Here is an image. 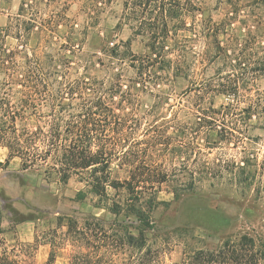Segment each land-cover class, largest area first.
Instances as JSON below:
<instances>
[{
  "label": "trees",
  "instance_id": "trees-1",
  "mask_svg": "<svg viewBox=\"0 0 264 264\" xmlns=\"http://www.w3.org/2000/svg\"><path fill=\"white\" fill-rule=\"evenodd\" d=\"M220 3L221 20L200 18L188 24L185 3L174 10L171 0H125L127 17L136 32L149 38L142 54L104 41L100 51L109 60L93 58L84 51L83 40L74 42L72 32L62 55L31 53L25 62L19 60V77H15L7 73L10 61L6 56L13 52L0 48V72L8 75L1 82L0 144L8 148L10 156H19L24 170L55 173L63 184L77 176L83 188L74 199L83 202L92 197L98 210L66 216L67 229L60 239L73 247L68 264H166L150 235L155 231L156 193L175 175L182 150L172 143L169 133L170 129L177 131L178 122L176 117L142 122L139 109L144 92L191 73V56L209 63L238 59L243 51L238 48L240 37L248 43L253 36L249 12L264 5V0ZM243 8L247 17L239 19ZM175 16L181 21L178 26L171 25ZM236 21L243 24L240 29H248L244 36L236 33L235 26L228 27ZM260 22L258 36L264 39V13ZM181 32L191 35L179 39ZM196 40H203L200 51L192 46ZM129 69L134 76L126 78ZM102 71L109 75L108 80L99 76ZM241 83L218 72L201 83L199 97L210 91L230 94ZM17 92V101H12ZM203 114L192 112L196 121L215 118ZM61 240L50 242L46 264L55 263ZM173 264H264V239L244 233L230 236L214 248L188 247Z\"/></svg>",
  "mask_w": 264,
  "mask_h": 264
},
{
  "label": "rangeland",
  "instance_id": "rangeland-1",
  "mask_svg": "<svg viewBox=\"0 0 264 264\" xmlns=\"http://www.w3.org/2000/svg\"><path fill=\"white\" fill-rule=\"evenodd\" d=\"M124 2L0 0V48L13 52V57L6 56L10 61L7 73L19 77V60L25 62L31 53L62 55L72 32L74 42L83 40L84 51L93 58L109 60L108 54L100 51L104 41L108 46L119 44L121 50L145 53L149 38L136 32ZM171 3L174 10H180L183 3L187 5L188 24L200 18L219 21L224 17L220 0H171ZM263 13L264 5L249 12L253 36L248 43L240 37L238 48L243 51L238 59L209 63L191 56L189 75L174 77L160 86L152 85V92L143 93L139 119L149 123L176 117L178 129L176 132L170 129L169 133L174 138L172 143H178L182 149L175 162V175L158 188L159 203L152 212L155 231L150 235L151 242L160 247L166 264L180 261L188 247L214 248L230 236L249 233L264 239V39L258 36ZM247 14L243 8L239 19ZM180 24L178 16L171 20L172 26ZM233 26L240 36L248 30L240 29L243 24L239 21L228 27ZM186 35L191 34L181 32L178 38ZM203 44V40L192 41L196 51L202 50ZM218 72L228 79H240L242 85L230 94L210 91L199 97L201 83L213 79ZM99 76L109 78L105 71ZM132 76L134 71L129 69L126 78ZM7 78L6 71L0 72V92L4 87L1 82ZM18 97L19 92L12 101ZM192 112L215 118L196 121ZM19 164V170H23L20 158ZM11 183L13 179L5 185L12 186ZM81 188L83 183L77 176L63 184L55 173L46 174L43 170L19 173V220H36L34 241H19V264H46L52 249L50 242L64 237L66 216L98 211L92 197L83 202L74 199ZM61 243L54 264L69 262L73 247L66 239ZM5 258L4 264L12 263V256Z\"/></svg>",
  "mask_w": 264,
  "mask_h": 264
},
{
  "label": "crops",
  "instance_id": "crops-1",
  "mask_svg": "<svg viewBox=\"0 0 264 264\" xmlns=\"http://www.w3.org/2000/svg\"><path fill=\"white\" fill-rule=\"evenodd\" d=\"M19 165V156H10L6 147L0 149V264L7 256L19 264V241L35 239L36 220H19V173L24 171ZM9 179L12 186L5 185Z\"/></svg>",
  "mask_w": 264,
  "mask_h": 264
}]
</instances>
